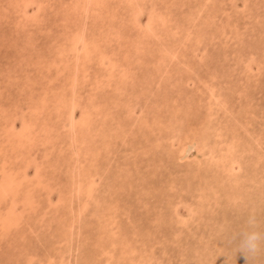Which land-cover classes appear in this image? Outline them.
I'll return each instance as SVG.
<instances>
[{
	"label": "rangeland",
	"instance_id": "rangeland-1",
	"mask_svg": "<svg viewBox=\"0 0 264 264\" xmlns=\"http://www.w3.org/2000/svg\"><path fill=\"white\" fill-rule=\"evenodd\" d=\"M0 264H264V0H0Z\"/></svg>",
	"mask_w": 264,
	"mask_h": 264
},
{
	"label": "bare ground",
	"instance_id": "bare-ground-1",
	"mask_svg": "<svg viewBox=\"0 0 264 264\" xmlns=\"http://www.w3.org/2000/svg\"><path fill=\"white\" fill-rule=\"evenodd\" d=\"M192 137V136H191ZM190 139V138H189ZM195 147V146H194ZM190 150H193V146L191 148H189ZM186 150L184 145H183V148L180 150V154L181 156L185 155V157L183 156L181 160L185 161V159L188 157L187 155L190 153V150ZM180 161V160H179ZM76 175H73V182H72V185H75V177ZM78 184V183H77Z\"/></svg>",
	"mask_w": 264,
	"mask_h": 264
},
{
	"label": "clouds",
	"instance_id": "clouds-1",
	"mask_svg": "<svg viewBox=\"0 0 264 264\" xmlns=\"http://www.w3.org/2000/svg\"><path fill=\"white\" fill-rule=\"evenodd\" d=\"M248 239H249V241H255V240H256V236L253 235V236L249 237ZM252 246H253V245H252L251 243L248 244V247H249V248H251Z\"/></svg>",
	"mask_w": 264,
	"mask_h": 264
}]
</instances>
